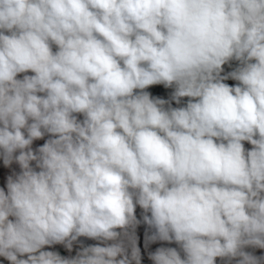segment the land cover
Returning <instances> with one entry per match:
<instances>
[{
	"label": "clouds",
	"instance_id": "obj_1",
	"mask_svg": "<svg viewBox=\"0 0 264 264\" xmlns=\"http://www.w3.org/2000/svg\"><path fill=\"white\" fill-rule=\"evenodd\" d=\"M0 161L7 264H264V0H0Z\"/></svg>",
	"mask_w": 264,
	"mask_h": 264
},
{
	"label": "crops",
	"instance_id": "obj_2",
	"mask_svg": "<svg viewBox=\"0 0 264 264\" xmlns=\"http://www.w3.org/2000/svg\"><path fill=\"white\" fill-rule=\"evenodd\" d=\"M233 66H235L233 64ZM227 69V66H225ZM230 84H234L236 83L235 81H227ZM154 95H161L164 96L165 98L168 97V95L170 94V92L172 91L171 89H164L162 86H155L151 89H149ZM184 100L186 101L187 98H184ZM176 106V105H174ZM43 141H36L34 142L33 147H36L40 144H42ZM246 147H250V145L246 144ZM16 170L19 171V167L18 165L13 164L11 169H5L3 167L2 161H0V187H4L5 182H6V176L11 174L12 170ZM141 214V210L139 208H137V216L139 217ZM144 232H145V226L141 225L138 229H137V235L139 237V244L141 246V251H142V255H143V264H151V261L148 259L147 257V252L148 251H154L157 247L162 246L161 243H156V244H152L150 246L149 249H144L143 248V243H144ZM163 246H171V247H175V244L172 245H167L164 244ZM55 249H57V251H59L62 255L66 254V250L62 247L57 245L55 247ZM248 251H253L255 255L260 256V255H264V249H247ZM0 262H2V264H7L6 261H3V258H0ZM217 264H222V262L219 260V258L217 259Z\"/></svg>",
	"mask_w": 264,
	"mask_h": 264
},
{
	"label": "built area",
	"instance_id": "obj_3",
	"mask_svg": "<svg viewBox=\"0 0 264 264\" xmlns=\"http://www.w3.org/2000/svg\"><path fill=\"white\" fill-rule=\"evenodd\" d=\"M81 239L84 240V243L85 244H94V243H96L95 241L85 240L84 238H81ZM54 250H57V249H54ZM74 254H75V249H74V251L71 254L66 251L65 256H67V255H74Z\"/></svg>",
	"mask_w": 264,
	"mask_h": 264
}]
</instances>
